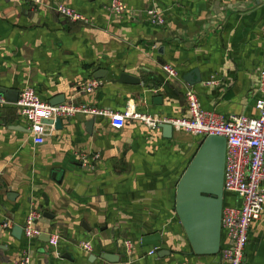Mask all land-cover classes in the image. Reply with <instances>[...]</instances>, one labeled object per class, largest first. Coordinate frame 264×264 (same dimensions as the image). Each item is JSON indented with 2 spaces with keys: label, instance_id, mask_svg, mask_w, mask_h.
Listing matches in <instances>:
<instances>
[{
  "label": "crops",
  "instance_id": "1",
  "mask_svg": "<svg viewBox=\"0 0 264 264\" xmlns=\"http://www.w3.org/2000/svg\"><path fill=\"white\" fill-rule=\"evenodd\" d=\"M43 1L34 9L24 0H0V86L32 87L44 100L64 98L91 113L63 119L61 130L51 124L44 143L36 144L16 103L0 104V264L26 256L30 264H227L192 256L187 247L166 257L150 254L147 261L136 243L132 262L102 260L105 251L119 257L120 235L136 242L145 224L176 223L169 213L176 175L199 141L175 128L168 138L140 120L123 125L113 115L133 109L158 118L187 115L186 86L164 69L170 66L212 79L192 86L205 109L256 116L264 0H122V13L111 9L113 0ZM59 5L89 22L68 20L56 11ZM154 9L164 25L147 17ZM110 67L132 72L141 86L115 83ZM95 74L104 76L98 79L103 86L83 91ZM156 87L163 90L158 104L145 97ZM94 110L103 115L88 133ZM37 206L53 217L41 216L35 226L42 235L28 238L23 227ZM5 220L12 227L5 228ZM48 235H57L58 245ZM87 240L93 251L80 247ZM244 264H264V212L252 224Z\"/></svg>",
  "mask_w": 264,
  "mask_h": 264
},
{
  "label": "built area",
  "instance_id": "2",
  "mask_svg": "<svg viewBox=\"0 0 264 264\" xmlns=\"http://www.w3.org/2000/svg\"><path fill=\"white\" fill-rule=\"evenodd\" d=\"M30 7L36 9L44 5L43 0H24ZM56 11L72 22L88 23V18L79 11L65 5L55 7ZM111 9L115 13H122L126 7L122 0H113ZM147 17L157 25H164L165 20L159 10H150ZM164 69L171 75L177 76L178 71L170 66ZM104 81L94 79L85 85L83 91L93 92L102 87ZM188 114L180 117L158 118L133 109L123 113L114 114V120L122 121L121 124H129L134 120L143 121L152 128L160 124H171L176 130L196 138L205 139L210 135H219L227 139V157L224 179V190L231 194L235 201L229 202L223 208L222 228L225 242L220 255L227 264H244L245 253L249 241L250 230L255 220L264 212V70L260 73L258 82V98L256 116L222 114L205 109L196 90L189 86L185 92ZM9 103L6 97L0 94V104ZM20 116L29 124L34 143L42 144L48 133L50 124L45 120L68 119L78 114H90L91 109L74 102L51 104L44 100L32 87L20 90L19 99L16 102ZM103 115L102 111L94 110V116ZM94 160L100 159V154H94ZM42 216L40 210L30 211L24 224V232L28 238H36L42 232L36 228V222ZM5 228L12 227L5 220ZM60 238L51 236L50 243L58 245ZM134 242H126L131 251ZM84 250L93 251L91 242L80 244ZM153 253V252H152ZM15 264H30V258L26 256L23 261Z\"/></svg>",
  "mask_w": 264,
  "mask_h": 264
},
{
  "label": "water",
  "instance_id": "3",
  "mask_svg": "<svg viewBox=\"0 0 264 264\" xmlns=\"http://www.w3.org/2000/svg\"><path fill=\"white\" fill-rule=\"evenodd\" d=\"M109 69L115 70V76L117 77L113 79L115 83L135 86H141L140 84H142V79L127 71V69L118 67H110ZM178 74L186 89L189 86H200L203 82H211L212 80L210 78L204 79L198 69L190 74H185L184 71L180 70ZM94 78L102 79L104 76L95 74ZM163 83H166V80ZM80 89L81 87H78V90ZM153 90H156L157 93H154ZM162 93L163 90L156 87L152 90L149 89L145 97L146 99L152 97L153 102L158 104L162 103ZM0 94L4 95L8 102L16 103L19 99L20 89L18 87L11 89L0 86ZM63 102H65L64 98L50 100L53 105ZM149 114L153 115L152 113ZM96 119L97 116H94V119L90 117L86 123L88 133H92V127L95 125ZM45 122L50 125L53 124L56 130H61L64 126L62 119L56 121L45 120ZM158 129H163L168 138L173 136L174 127L171 124H160ZM198 140L193 155L179 178L172 210L169 212L174 215V221L178 225L176 223L174 225L167 224L163 220L156 224H145V233L137 237L136 242H134L137 248H142L143 256L147 257L145 259L147 261L151 259L152 255L150 254H153V256L155 254V257H166L167 254L170 255L174 251H181L182 247H187L188 253L192 256L196 255L209 260L216 257L221 258L220 252L225 242L222 213L224 206L230 202L229 198L232 196L224 190L227 139L219 135H210L205 139L199 138ZM0 179H2L1 175ZM35 209L40 210L43 217H53L51 212L43 211L39 206ZM82 226L87 233L91 231L85 223ZM95 227L102 231L100 226L95 225ZM174 232L177 234L175 235ZM50 238L51 236L48 235L46 240L50 242ZM97 240L101 243L100 239ZM129 240L131 239L123 238L120 235L115 243L120 252L119 257H114L105 251L101 255L102 260L111 263H118L120 259L123 262H132L137 254L129 252L126 245Z\"/></svg>",
  "mask_w": 264,
  "mask_h": 264
},
{
  "label": "flooded vegetation",
  "instance_id": "4",
  "mask_svg": "<svg viewBox=\"0 0 264 264\" xmlns=\"http://www.w3.org/2000/svg\"><path fill=\"white\" fill-rule=\"evenodd\" d=\"M185 166H187V165L185 164ZM182 173H183V171H180V172L176 175L178 180H179V178H180V176H181Z\"/></svg>",
  "mask_w": 264,
  "mask_h": 264
}]
</instances>
